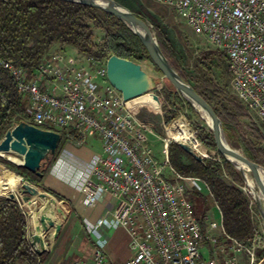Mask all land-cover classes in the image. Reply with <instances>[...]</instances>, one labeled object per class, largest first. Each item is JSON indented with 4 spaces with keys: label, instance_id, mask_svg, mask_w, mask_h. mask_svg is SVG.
<instances>
[{
    "label": "built area",
    "instance_id": "built-area-1",
    "mask_svg": "<svg viewBox=\"0 0 264 264\" xmlns=\"http://www.w3.org/2000/svg\"><path fill=\"white\" fill-rule=\"evenodd\" d=\"M155 1L172 8L211 47L227 55L235 97L264 126V0ZM106 62L97 64L64 50L50 55L32 73L1 62L29 103L25 122L41 129H73L75 135L69 136L80 140L87 131L101 138L103 152L80 187L88 205L105 195L118 203L93 228L105 234L117 228L126 232L131 256L123 264H241L240 255L247 264H264L258 257L264 234L248 244L231 237L221 212L220 223L202 227L186 190L200 193L202 183L212 196L207 183L174 170L175 184L164 179L163 166L148 146L149 125L138 120L131 102L114 87L100 84L107 81ZM164 142L167 149L169 143ZM186 144L207 158L196 136ZM169 164L167 156L164 166ZM107 241L106 236L97 237L91 255L74 264H114L104 252ZM217 251L222 256L217 257Z\"/></svg>",
    "mask_w": 264,
    "mask_h": 264
},
{
    "label": "trees",
    "instance_id": "trees-1",
    "mask_svg": "<svg viewBox=\"0 0 264 264\" xmlns=\"http://www.w3.org/2000/svg\"><path fill=\"white\" fill-rule=\"evenodd\" d=\"M115 1L130 8L122 1ZM130 10L148 21L140 12L132 8ZM151 25L156 32L160 49L172 67L221 119L227 141L242 149L251 162L264 167V147L261 146L264 136L261 129L251 124L248 137L244 136L241 120L248 116L246 107L231 97L214 78L215 70L220 69L225 81H231L227 55L216 49L201 52L195 61L194 77H190L181 69L168 30L161 24ZM95 31L101 33L99 42L95 41ZM54 47L58 51L70 48L82 56L92 58L97 64L107 61L111 56L131 60L142 66L151 63L156 72L163 75L133 31L101 9L61 0H0V141L8 130L29 117L27 99L18 93L13 78L1 67V62H12L16 67L32 73L50 56ZM163 93L165 100L175 108V112H170L166 117L167 126L181 111L189 110L192 114H198L168 80ZM153 96L154 94L149 93L141 102L160 110L161 101L157 102ZM195 128L198 140L209 150L217 152L221 161H198L179 144L172 143L169 145V152L175 146V170L183 177L199 178L207 183L212 194L210 200L220 208L227 234L248 244L256 234L253 212L258 213V210L249 195L243 191L245 180L241 172L218 153L211 129L206 130L200 125ZM60 134L62 140L56 154L40 169L42 176L30 172L32 179L24 173L26 169L20 166H14L5 160H0V164L24 181H29L60 200L42 185L47 169L68 142L67 134ZM206 196L195 193L194 198H189L194 215L203 228L208 211L199 215L198 205L199 202L207 204ZM0 264H42V257L34 253L28 241L25 212L18 202L6 198H0Z\"/></svg>",
    "mask_w": 264,
    "mask_h": 264
},
{
    "label": "rangeland",
    "instance_id": "rangeland-1",
    "mask_svg": "<svg viewBox=\"0 0 264 264\" xmlns=\"http://www.w3.org/2000/svg\"><path fill=\"white\" fill-rule=\"evenodd\" d=\"M124 2L128 7L132 8L133 10L140 12L148 21L147 22L151 27V24H161L162 27L166 28L169 32V37L174 45L175 49V54L179 60L181 69L187 73L188 76L194 77V66H195V61L197 56L203 52V51H214L215 49L209 45L207 42L206 38L204 36L198 35L194 32V30L188 25V23L185 21V19L178 17V15L172 10V8L165 6L163 4H160L156 2L155 0H119ZM119 3V2H118ZM120 4V3H119ZM125 7V6H124ZM127 8V7H126ZM130 8H127L130 10ZM131 11V10H130ZM143 20V19H142ZM151 23V24H150ZM153 32L156 34L155 30L152 27ZM101 38V33L99 31H95V41L99 42ZM66 54L72 55L76 54L74 51L70 48H65L64 49ZM58 52V48L54 47L52 50V54H55ZM82 56V55H81ZM85 57V56H83ZM86 58V57H85ZM144 69L156 80V88L152 92L154 94L153 98L157 101H161V109L157 110L155 107L143 104L141 101L144 99V96L139 97L135 100L132 101L133 103V109H135V114L138 118L139 121L142 123H145L148 126L149 130L151 133L149 134V147L151 148L153 152V156L155 160L159 163V165L163 166V174H164V179L168 182H171L175 184L177 182V178L173 172L175 170V146L171 148V151L169 152V146L166 149L165 142L168 139V131L172 127V124L174 121L177 119L181 118L183 122L190 128V130L193 132L194 137L196 136L197 138V131H196V125H200L201 127L205 128L206 130H210L206 120L203 118L202 113L198 112V114H192L189 110H184L181 111L178 115V117L168 126L165 123L166 117H168L169 113L175 112V108L169 104L164 97L163 93V88L166 85L167 79L163 76L160 75L156 72L154 67L152 66L151 63H145L143 64ZM215 80L217 81L218 84L224 86L226 92L233 98L237 99L232 91L231 88V81H225V78L222 76V71L220 69L215 70V75H214ZM107 81L100 80V84L104 85ZM109 83V82H108ZM118 92V91H117ZM119 93V92H118ZM120 94V93H119ZM151 94V93H150ZM238 100V99H237ZM239 101V100H238ZM131 102V101H130ZM240 102V101H239ZM241 103V102H240ZM242 104V103H241ZM244 106V105H243ZM139 108H141L139 110ZM247 110L248 116L244 119L241 120V125H242V133L244 134L245 137H248V132H249V126L251 124L257 125L264 136V126L259 122V120L256 118V116L253 113H250ZM43 128L49 129V131H54V132H60L64 133L63 130H60L56 127H50L48 125L42 126ZM89 140L91 133L88 134ZM88 140V141H89ZM172 143L178 144L179 142H174V141H169V145ZM229 143V142H228ZM232 147L235 149L240 150L242 153V149L237 147V145L233 143H229ZM262 148L264 147V141H262L261 144ZM205 149V155L207 156V160L213 159L215 161L220 162V158L217 155V152L209 150L206 146H204ZM168 156V159L170 161V164L168 166H164V162L166 161ZM0 160H5L7 162H10L14 166H18L17 164L21 163L22 159L20 156L16 154H5L3 156H0ZM0 170L1 173L9 172L16 177H20L17 175L15 172H12L8 167L0 164ZM24 173L29 176V178L33 179V176L28 170H25ZM226 178L227 176L224 175ZM22 178V177H21ZM19 182V179L15 184H10L6 185L5 187H10L11 185H16ZM24 183H29V181H22L21 184L16 188L18 189L20 187V190L22 189L21 185ZM34 186L36 189H38L42 193L48 194L50 197H53L56 199L54 196L49 194L48 192L43 191L41 188L31 184ZM199 185L202 187L203 191L200 192L203 195H207V204H201L199 202L198 209H199V215L205 214V211L207 210L208 213L206 214V223H205V228L209 226L211 222H217L220 223V214L214 209V204L210 200V197L207 194V191L205 189V186L202 183H199ZM15 189V190H16ZM243 191L249 195L251 200L254 203V200L250 193L247 191L246 186H244ZM10 191H0V195L2 196L3 199H5L9 195ZM18 194V192H15ZM195 192H192L190 189L186 190V197L189 200L194 198ZM19 200L22 204V206L25 204L22 199L19 197ZM59 202V214L61 216L62 221L61 226H65L66 222V215L62 211V203L56 199ZM190 201V200H189ZM25 207V205H24ZM27 216V223L29 224V217L26 212ZM208 216V217H207ZM253 217H254V222L256 224V236H260L264 234V221L261 218L260 214L257 213L256 211L253 212ZM29 226V225H28ZM31 231V228L29 227L28 232ZM56 232L55 228H51L47 234V239L51 241V243H54L56 238L58 239V236L60 235V232L58 233V236L54 237ZM110 232V231H109ZM216 234V232H214ZM64 234V232H63ZM65 235V234H64ZM63 235V236H64ZM108 241H107V246L104 250V252L107 254L109 259L114 263V264H121L125 252H126V246H127V234L126 232L119 228L118 230L112 231L109 233ZM218 235V234H217ZM215 235V237L217 236ZM29 244L31 246V241L30 238L28 237ZM89 239L82 244L79 245V248L75 251V253H72L69 257H64L62 258L63 262H65V259L67 262H71V264H74L76 261L86 259L90 256L91 254V249L92 247L90 246V243L88 242ZM94 244V243H93ZM33 248V247H32ZM94 249H95V244H94ZM217 249V248H216ZM211 253V250L210 252ZM218 253L217 257L222 256L220 251H217ZM46 254H50L47 251H44L42 254H39V256L42 257V264L45 263L46 260ZM74 254V255H73ZM208 255V254H206ZM211 255V254H210ZM241 257V264H247V260L244 255H240ZM258 257L259 259L263 260L264 259V249L258 251ZM70 258V259H69Z\"/></svg>",
    "mask_w": 264,
    "mask_h": 264
},
{
    "label": "water",
    "instance_id": "water-1",
    "mask_svg": "<svg viewBox=\"0 0 264 264\" xmlns=\"http://www.w3.org/2000/svg\"><path fill=\"white\" fill-rule=\"evenodd\" d=\"M68 3L84 5L87 7L101 9L120 21H122L133 33L140 39L146 48L152 62L159 68L163 76L175 87L181 97L186 100L194 109L202 113L204 119L210 121V129L214 135L218 153L238 171L241 172L245 186H248L247 178L243 169L238 165L246 167L251 171L259 191L255 192L254 203L258 213L264 221V178L262 173L264 167L251 162L240 150L229 147L226 135L223 129L221 119L216 115L213 108L188 84L179 73L172 67L168 59L160 49L157 36L152 27L142 20L135 13L122 6L115 0H61ZM107 80L114 87L125 101H133L139 97L152 93L156 88V80L144 69V67L131 60H126L117 56H111L106 62ZM62 136L58 132L44 130L33 126L27 122H21L8 130L4 138L0 141V156L5 154H16L21 157V163L18 166L42 176L40 169L44 168L51 161L59 147ZM180 147L192 155L198 161L203 158L186 143L179 142ZM23 181V178H21ZM23 189L16 194L10 192L6 197L8 200L19 203V197L25 203L30 197L39 196L46 198L49 195L40 192L29 183L22 185ZM261 195V196H259ZM0 198L2 196L0 195ZM58 215L59 211L57 212ZM26 214V213H25ZM61 224L57 225L53 221L43 225L44 240L51 228L56 229L55 236L61 230ZM28 236L31 240V247L36 252L45 251L43 241L35 237L30 232ZM42 241V243H40ZM46 241V240H45ZM37 242L41 245V250L36 247Z\"/></svg>",
    "mask_w": 264,
    "mask_h": 264
},
{
    "label": "crops",
    "instance_id": "crops-1",
    "mask_svg": "<svg viewBox=\"0 0 264 264\" xmlns=\"http://www.w3.org/2000/svg\"><path fill=\"white\" fill-rule=\"evenodd\" d=\"M73 51L74 53L76 52L75 50ZM131 107L135 113L136 110L133 109L132 101ZM140 109L141 108H139V110ZM44 130L49 129L44 128ZM64 132L67 134L68 142L65 144L64 148L54 162H52L47 169L43 177L42 185L44 188L60 198L59 201L62 203V211L66 215V222L65 226L61 227L60 235H57L58 239L56 238L54 243H51V241L46 237L45 240L48 242V245L44 248H48L47 252L50 254L45 255L46 260L44 264H71L72 261L67 262L66 259L65 262H63V256L69 257L72 253H75L77 248H79V245L81 243L83 244L87 238L89 239L88 242L90 243V246L92 247L91 250L93 251L95 239L97 237L106 236L108 239L110 236L109 233L119 229L109 230L110 232L108 231V233L105 234L104 231L93 228L100 218L113 209L114 204H117L118 200L113 199L109 195H105L102 196L94 205H88L86 203L85 194L80 187L81 183L90 172L89 167L103 152L101 138L95 132L87 131L82 140H78L69 136L75 135V130L70 129ZM89 133H91L90 140L88 136ZM17 178L19 179V182L16 185H11L7 188L5 187L0 191H15V189L21 184L20 177L17 176ZM207 194L209 197H212L208 192ZM19 204L26 213L24 207L25 204L22 206L20 201ZM213 206L218 214H220V208L216 204ZM28 225L29 230L30 224ZM29 232L32 234L31 231ZM130 256L131 251L129 247V239L127 237L126 252L121 264H123Z\"/></svg>",
    "mask_w": 264,
    "mask_h": 264
},
{
    "label": "bare ground",
    "instance_id": "bare-ground-1",
    "mask_svg": "<svg viewBox=\"0 0 264 264\" xmlns=\"http://www.w3.org/2000/svg\"><path fill=\"white\" fill-rule=\"evenodd\" d=\"M205 120L210 128L211 126L210 121L207 118ZM194 138L195 137H194L193 132L185 124V122H183L182 119L179 118L176 121H174V123L172 124V127L168 131L167 143H169V141L186 143L189 141H193ZM229 147L235 149L230 144H229ZM238 166L241 169H243L245 172L247 183H248V186L246 187V189L250 193L252 198L254 199V197L256 196L255 192L259 191L258 185L251 171H249L246 167L242 165H238ZM262 177L264 178V172L262 173ZM17 180L18 178L15 175L9 172H5L2 174L0 170V190L4 189L6 185L16 183ZM19 190H20V187L18 188V190H15V191L13 190H4V191L19 192ZM58 208H59V202L50 196L46 198H40L37 195V196L30 197V200L25 202V210L27 214L29 215V224H30L31 232L35 237L41 239L43 241V244L46 242L43 237V228H42L43 225L49 224L52 221L57 225L61 224L60 222L62 221V219H61V216H59L57 213ZM42 241L40 243H42ZM40 243L37 242V245H36L38 250H41ZM45 246L46 244H44V247Z\"/></svg>",
    "mask_w": 264,
    "mask_h": 264
}]
</instances>
